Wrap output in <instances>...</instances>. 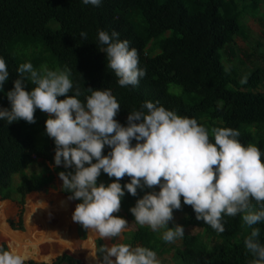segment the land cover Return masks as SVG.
Listing matches in <instances>:
<instances>
[{
  "label": "trees",
  "instance_id": "trees-1",
  "mask_svg": "<svg viewBox=\"0 0 264 264\" xmlns=\"http://www.w3.org/2000/svg\"><path fill=\"white\" fill-rule=\"evenodd\" d=\"M251 20L261 26L259 36L254 39L247 27ZM98 30L119 32L120 39L129 40L130 47L138 50L139 67L146 70V75L137 86H119L115 73L107 67L106 54L99 50ZM81 32L87 33L86 40L81 38ZM238 37L246 43L255 42L250 47L261 58V66L240 72L237 64H244L240 52L246 58L253 54L236 45ZM0 57L6 60L9 69V78L0 91V108H11L6 93L12 90L21 63L31 62L37 69L68 67L71 79L83 92L82 101L89 95L85 88L111 89L121 106L115 119L122 126H127L129 112L140 110L145 101H158L181 116L195 118L209 130L238 129L241 143L254 144L264 154V0H101L99 6L85 5L82 0H0ZM245 79L246 83H242ZM34 87L26 81L27 91ZM47 119L48 114L36 109L33 124L22 119L11 124L0 120V201L16 202L19 207L17 223L8 221L13 230H23L29 194H41L53 187L55 174L75 171L74 166L66 169L55 165V142L46 133ZM136 143L132 140L133 146ZM110 151L106 145L102 154L108 155ZM37 163L39 170L27 174V169ZM15 175L21 180L13 187ZM115 179L101 170L97 184L103 182L107 186ZM130 180L125 175L119 182L123 187ZM59 191L67 198L71 195L62 184ZM148 192L152 188H138L137 195L132 196L125 189L120 210L113 215L124 218L127 228L134 223L135 229L121 234L122 243L148 247L157 256L174 251L176 264H249L252 256L246 254L244 239L251 229L243 225L241 216H226L225 231L217 233L198 221L193 208L185 205L181 197V209L173 210L180 218L168 223V227L177 224L184 229L194 227L216 243L211 247L201 242L197 233L186 234L179 245L169 246L148 226L138 225L130 211ZM72 201L76 205L81 202ZM63 204L68 208L67 203ZM43 225L45 232L34 233L29 229L28 233L18 234L1 222L0 231L14 251L27 259L45 261L51 254L43 258L40 253H52L65 245L67 238L58 230L60 222L56 217L43 223L42 228ZM254 227L260 228V240L264 243V222ZM77 232L84 240L86 230L80 224ZM87 243V248L92 245L91 241ZM101 246L103 240L96 239L97 252ZM0 248L8 249L4 244ZM52 264L81 262L63 254Z\"/></svg>",
  "mask_w": 264,
  "mask_h": 264
},
{
  "label": "clouds",
  "instance_id": "clouds-1",
  "mask_svg": "<svg viewBox=\"0 0 264 264\" xmlns=\"http://www.w3.org/2000/svg\"><path fill=\"white\" fill-rule=\"evenodd\" d=\"M82 2L101 4V0ZM80 36L87 39L86 32ZM98 44L119 86H137L146 70L139 67L138 50L130 47V41L120 39L119 32L98 30ZM16 72L18 78L6 93L11 108H0V120L33 124L36 109L48 114L45 127L55 142V165L75 169L54 175V180L60 179L59 187L62 184L71 193L66 200L81 201L72 214L74 222L101 239L117 238L128 226L124 218L113 215L120 210L125 189L136 196L138 188L158 186L159 192L146 193L130 209L138 225L153 231L167 228L162 240L174 243L185 230L179 224L168 227V223L173 210L181 209L183 197L196 219L217 233L225 231L226 216H241L243 225L251 229L244 239L246 254L252 256L249 264H264L261 230L254 227L264 222V154L254 144L241 143L238 129L209 130L158 101H145L140 110L129 112L125 127L115 119L121 106L111 89L85 88L89 95L82 101L83 92L71 79L70 68L37 69L25 62ZM8 78V65L0 57V91ZM26 81L35 85L31 91L26 90ZM106 145L111 151L103 155ZM101 170L115 181L98 185ZM125 175L131 180L122 187L119 181ZM93 259L96 264H160L152 249L125 243L101 246ZM26 260L11 245L7 250L0 248V264H25Z\"/></svg>",
  "mask_w": 264,
  "mask_h": 264
},
{
  "label": "rangeland",
  "instance_id": "rangeland-1",
  "mask_svg": "<svg viewBox=\"0 0 264 264\" xmlns=\"http://www.w3.org/2000/svg\"><path fill=\"white\" fill-rule=\"evenodd\" d=\"M247 27L249 29V34L251 36V39L256 38L259 36V32L261 29V26L258 25L256 21H249L247 24ZM250 39V40H251ZM236 45L242 49L243 51H246L248 54H253V48L250 47L252 44L255 42L252 41V43H246L244 39L238 37L235 39ZM240 59L244 62L243 65L237 64L239 67L240 72H245L247 70H251L252 68L256 66H261L262 61L261 58L259 57L258 54H253L252 57L246 58L245 55H243V52H240ZM38 163L40 160L37 161ZM34 164L29 169H27V174H31L32 171H38L39 170V165ZM21 178L19 175H15L13 177V187H16ZM56 183L52 188H48L45 192H42L41 194H36L32 193L29 194L26 197V204L24 208V213H23V230H13L8 221L14 220L15 223H17V212H18V205L16 202H11V201H0V212H2L1 217H0V223L2 222L3 225L7 226V228L18 234H25L28 233L29 231L32 232H38V231H44L43 229L45 228L42 224L43 223H48L51 221L54 217L60 222L59 229L61 232H63L66 235L67 241L65 245H61L59 249L53 251H42L40 256L44 255L43 258L46 256H49L51 254V257H49L47 260H33V259H27L26 261H34L36 263H46V264H52L53 261H55L58 257H61L63 254H69L73 256L74 258H77L80 260L81 264H96V260L93 259V255L97 253V247H96V239L100 238L98 233L94 231H87L86 230V237L84 240H81L78 232H77V227L78 223L74 222L72 220V214L75 210L76 204L72 200H66L65 196L63 194L59 193V183L60 179L57 176L55 179ZM159 187H154L152 188V192H159ZM37 202V203H36ZM40 202V204H39ZM63 203H67L68 208ZM35 205V207H33ZM36 209V212H32L30 208ZM34 214L36 215L37 219H34ZM31 215V216H30ZM30 216V221H28V217ZM180 218V215L173 214V220L169 221L175 222ZM147 226V225H145ZM149 227V226H148ZM194 227H190L185 230V234H190L194 235L199 233L200 235V240L201 242H207L209 246H213L216 242L215 241H209L206 239L205 235H202L200 233V230L198 229H193ZM135 229V224L131 223L128 228L125 229V231L129 230H134ZM149 229L153 231L150 227ZM1 230V228H0ZM45 232V231H44ZM159 238L162 237V234L164 232V228L160 229L159 231H153ZM60 234V232H58ZM182 238H178L174 243H169V246H177L180 244ZM56 240V239H54ZM104 246L106 247H111L114 244L122 243L123 242V236L120 235L117 238L113 239H102ZM91 241V246L88 245V248L85 247L87 242ZM4 244L9 248V241L6 240L0 231V245ZM174 257V251L171 253H168L163 256H157L158 260L160 261V264H176L175 260L173 259ZM114 259V258H113Z\"/></svg>",
  "mask_w": 264,
  "mask_h": 264
}]
</instances>
